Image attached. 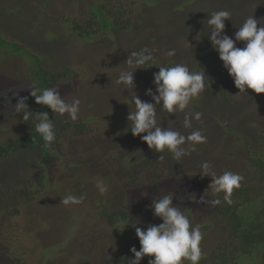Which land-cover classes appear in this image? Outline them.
I'll return each instance as SVG.
<instances>
[{
    "label": "rangeland",
    "instance_id": "1",
    "mask_svg": "<svg viewBox=\"0 0 264 264\" xmlns=\"http://www.w3.org/2000/svg\"><path fill=\"white\" fill-rule=\"evenodd\" d=\"M126 1H135L137 10L130 30H111L106 39L95 36L83 42L62 22L64 18H84L86 7L94 0H46L44 4H40L43 0H25V4L0 0V34L6 42L13 40L30 49L47 72L65 71L67 75L54 86L66 102L80 100L75 121L67 114H54L56 124L66 122L68 128L60 157L45 169L36 166L27 151L0 163V264H117L128 249L125 240L133 232L132 226L118 220V213L130 205L150 207V195L158 191L152 186L155 179L166 180L176 171L179 176L186 167L202 171L201 165L207 161L213 171L220 166L224 171L241 170V183L251 181L253 173L239 160L241 145L228 130L248 136L264 124V94L246 90L247 95H238L239 90L211 47L206 19L214 11L228 10L231 17L224 21V32L234 37L251 15L264 25V0ZM235 46L243 47L244 42ZM143 48H148L154 59L134 72L135 87L118 84L122 71L134 70L127 65V57ZM169 50H175L173 57L166 55ZM0 51V92L11 97L18 91L25 97L29 92L20 89L28 83L30 57L5 47ZM177 63L192 71L204 69L210 80L184 112L170 114L157 106L158 123L169 127L167 121L176 115L175 125L185 134L184 115L189 111L202 113L200 121L192 119L191 128L200 130L211 146L203 149L197 144L191 150L192 146L185 144L192 160L184 156L177 161L166 151L148 149L139 136H132L126 119L134 110V93L151 102L145 91H155L144 69L159 71L160 66ZM78 124L85 127L81 133L75 128ZM20 133L12 123L0 122V144L16 139ZM144 155L155 163L153 167L144 163ZM159 155L164 159L158 160ZM195 181L186 184L182 190L185 196L188 191H198L200 181L207 183L206 179ZM24 187L30 191V198L20 193ZM68 193L83 195V202L63 205L60 201ZM263 199L252 208L259 207ZM199 207V216L209 219L202 211L205 208ZM189 221L196 226L200 219L193 215ZM201 232L200 248L205 250L214 249V242L224 233L218 229ZM136 246L140 248V244Z\"/></svg>",
    "mask_w": 264,
    "mask_h": 264
},
{
    "label": "clouds",
    "instance_id": "2",
    "mask_svg": "<svg viewBox=\"0 0 264 264\" xmlns=\"http://www.w3.org/2000/svg\"><path fill=\"white\" fill-rule=\"evenodd\" d=\"M230 17L231 13L228 10L214 11L207 17L206 22L209 27L207 37L211 47L218 53V59L222 62L223 68L233 80L235 88L239 90L238 95H247L246 90H251L255 94H264V25L261 24V20L251 15L237 28L234 37H230L224 32V21L230 20ZM237 42H244V46L236 47ZM166 55L173 57L175 50L167 51ZM153 59L148 48L132 52L127 57L126 63L134 70L122 71L117 83L133 89L135 87L134 72L142 69L141 66ZM158 69L159 71L153 74L155 91L152 88L145 91V95L151 97V102L141 100L133 92L131 102L134 104V110L129 111L127 115L128 128L132 136H139L148 149L155 153L167 150L175 160L179 161L188 154V150L182 147L183 145L190 142L191 150H195V145L206 143L207 137L200 130L192 131L185 136L173 128L162 127L157 121V106L170 114L184 112L189 108L190 102L204 91L206 81L209 85L210 80L205 75L204 69L192 71L187 65L181 63L160 66ZM20 90H27L35 104L45 106L52 114L60 116L67 114L73 121L78 117L80 100L66 102L61 97L58 87L41 89L29 82L25 83ZM13 98L16 100L14 105L11 103ZM27 99L28 97L20 96L16 91L9 97V102L14 111L22 115L23 121H34L35 133L50 145L56 139L53 120L49 118L48 112L30 111ZM201 116L202 113L198 111L194 113L189 111L184 115L183 127L190 129L192 119L200 121ZM163 159V156L158 157V160ZM201 170L202 178H211L209 188L212 193H223V202L231 204L229 197L234 189L241 186L243 177L227 170L218 175L207 161L202 163ZM100 191L103 192L105 189L101 188ZM173 198L174 194L170 191L158 197H152L150 208L153 216L159 218L162 223L150 224L146 228L136 226L139 221L133 224L140 248L139 250L135 247L130 249L134 259L128 260V264H140L145 256L154 257L148 261V264H183L185 260L190 261L191 264H198L202 259L201 228L199 225L190 224L189 218L177 205L173 204ZM83 199V195L76 196L68 193L60 203L66 206L79 205ZM196 203L219 205L222 199L215 198L209 201L204 193Z\"/></svg>",
    "mask_w": 264,
    "mask_h": 264
},
{
    "label": "trees",
    "instance_id": "3",
    "mask_svg": "<svg viewBox=\"0 0 264 264\" xmlns=\"http://www.w3.org/2000/svg\"><path fill=\"white\" fill-rule=\"evenodd\" d=\"M45 1L43 0L40 4H44ZM19 3L25 4V0H19ZM135 5V1L94 0L91 5L86 7L87 13L84 15V18L80 20L73 18L72 21H68L69 18H64L62 23H64V26L68 28L76 39L83 42H90L95 36H103L106 39L110 36L111 30L116 33V31H128L133 27L135 21L133 15L137 11ZM68 22L70 24H67ZM1 47L10 49L15 54H26L30 57L32 66H30L29 73H27V82L33 83L41 89L54 86L58 79L64 78L67 75L65 71L56 73L47 72L41 65V59L34 52L24 48L16 41H8L7 39L6 42L2 34H0V50ZM2 57L3 55L0 51V60ZM144 70L147 71L146 78L152 82L153 74L158 71H153V67L151 69L148 67ZM25 97H28L27 105L30 111L49 113V118L53 120L55 126L56 139L50 145L44 142L34 131V121H23L22 115H18L12 108L9 97L0 92V122L12 123L13 126L21 131L16 139L0 144V163L12 158V155L17 152L27 151L33 155L36 162L35 165L41 169H45L46 166L51 164L53 159L60 157L64 132L68 126L65 124L66 122H61L57 125L54 121V114L45 106L35 104L34 99L29 96V93ZM11 103L14 105L16 100L14 98L11 99ZM175 116H171L169 121H167L171 123V126L168 128H173L185 136L194 131L192 128L185 129L187 130L186 134L180 131L177 125H175V122L178 120ZM75 126L78 130L77 133H81L85 129L82 124ZM228 132L236 140V143L241 145L242 153L239 160L243 162L244 168L247 171L253 173V175H250L251 181L249 183H241L238 189L233 190L229 197L232 201L231 204L223 202V193H212V190L209 188L211 178L200 177L202 171H199L197 167H186L182 172L183 174L179 175L180 177L176 171L166 180L155 179L152 182V186L158 191L152 193L150 199L152 201V197H158L160 194H166V191H170L174 194L173 204L177 205L189 220L192 219L193 215L200 219L199 225L201 231L205 232L208 230L212 232L216 229L224 231L218 240L214 242L216 243L214 249L205 250L201 248L203 256L198 264H264V199L261 200L263 202L259 207L252 208V205L257 200L264 197V124H260L256 129L250 131L248 136L234 130H228ZM186 144L191 145L190 142ZM201 145L203 149L211 146L206 143H202ZM182 147L185 148L187 146L183 145ZM165 151L167 152V150ZM144 156V163L153 167L155 163L149 161V157H146V155ZM185 156L191 160L193 159L191 153ZM222 167L220 166L215 172L222 174L224 172ZM232 172L243 173L241 170ZM199 179H206L207 183L204 184L200 181L199 190L188 191V195L185 196L182 190L186 188V184L189 182L193 184L196 182L195 180L198 182ZM174 183H178V186H172ZM161 184H164V186ZM21 192H24V196L30 198V191L26 187ZM204 193L209 201L215 198L222 199V203L219 205H212L211 203L201 204L202 208H205L202 211L207 214L206 216L210 217L209 219L198 214L201 213V207H199L200 204H197L196 201ZM117 218L120 222L132 226L133 230L132 236L125 240L126 244H128V249L117 259V264H128V260L134 259L130 249L135 247L139 250L136 246V244H139V240L135 235L133 224L139 221V224H136V226L146 228L150 224H160L162 221L153 216L150 207L142 204L130 205L125 211L118 213ZM150 259H154V257L145 256L141 259L140 264H148ZM183 264H191V262L185 260Z\"/></svg>",
    "mask_w": 264,
    "mask_h": 264
}]
</instances>
